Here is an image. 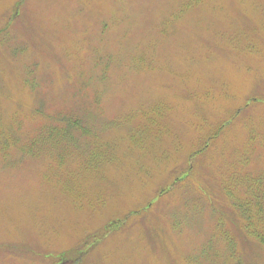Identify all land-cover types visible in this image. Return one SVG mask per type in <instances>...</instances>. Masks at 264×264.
Here are the masks:
<instances>
[{"label":"rangeland","instance_id":"374dc122","mask_svg":"<svg viewBox=\"0 0 264 264\" xmlns=\"http://www.w3.org/2000/svg\"><path fill=\"white\" fill-rule=\"evenodd\" d=\"M0 264H264V0H0Z\"/></svg>","mask_w":264,"mask_h":264},{"label":"trees","instance_id":"16d2710c","mask_svg":"<svg viewBox=\"0 0 264 264\" xmlns=\"http://www.w3.org/2000/svg\"><path fill=\"white\" fill-rule=\"evenodd\" d=\"M65 120H64L65 122L72 121L70 119H65ZM78 123H79L78 121H75L74 122V124H78ZM71 124H72V122L70 123V125ZM77 128L78 127H72V125H71V128H68L67 125H66V132L62 133V136L61 137H59L57 134L55 135V137H54V135L49 136L47 142L48 143L51 142V144H57V142L58 143H61V142H69L70 143V142H72V134H73L72 133V129H77ZM62 129H64V128H62ZM57 138H59V141H56Z\"/></svg>","mask_w":264,"mask_h":264}]
</instances>
